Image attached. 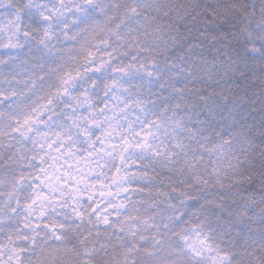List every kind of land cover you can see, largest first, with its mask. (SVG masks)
Segmentation results:
<instances>
[{"label": "snow or ice", "instance_id": "snow-or-ice-1", "mask_svg": "<svg viewBox=\"0 0 264 264\" xmlns=\"http://www.w3.org/2000/svg\"><path fill=\"white\" fill-rule=\"evenodd\" d=\"M0 264H264V0H0Z\"/></svg>", "mask_w": 264, "mask_h": 264}]
</instances>
